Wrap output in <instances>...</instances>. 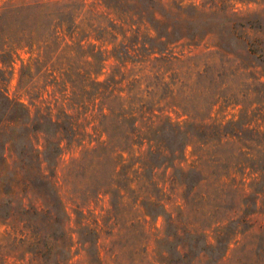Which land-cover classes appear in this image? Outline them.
Here are the masks:
<instances>
[{"label": "trees", "instance_id": "trees-1", "mask_svg": "<svg viewBox=\"0 0 264 264\" xmlns=\"http://www.w3.org/2000/svg\"><path fill=\"white\" fill-rule=\"evenodd\" d=\"M154 2L105 0L109 8L138 25L130 43L108 53L97 44L82 42L89 34L59 52L66 36H74L80 28L76 12L85 4L79 0H0V218L28 230V247L39 264H80L73 258L82 250L87 264H106L100 254L98 229L80 227L75 241L71 214L64 203L66 191L73 201L117 204L248 201L244 195L250 187L252 200L264 199V130L241 120L226 124L175 121L156 106L153 90H148L151 99L142 95L140 84L152 75L131 77L144 69L140 66L134 72L135 64L146 60L147 54L169 51L171 44L182 41L172 39V33H180L182 27L174 25L169 15L158 18ZM178 8L183 9L182 5ZM142 24L167 40H139ZM139 41L142 45L137 47ZM25 47L31 52L27 59L21 55ZM68 47L71 56L64 54ZM239 48L244 59L264 58L262 41L246 40ZM112 56L120 63L99 79ZM129 60L133 65L122 70ZM234 141L241 142L235 152L233 147L221 151ZM190 144L196 163L186 165ZM76 149L78 154L65 158ZM248 167L250 176L254 175L251 181L245 179ZM152 189L158 192L157 200L151 199ZM33 201H44V206ZM219 212L215 204L205 217L191 219L184 212L175 220L163 211L175 229L160 242L174 248L156 253L158 261L264 264V222L245 213L238 217ZM256 229L253 239L233 247L238 234ZM76 242L79 246L73 249ZM234 249L241 253L232 256Z\"/></svg>", "mask_w": 264, "mask_h": 264}, {"label": "rangeland", "instance_id": "rangeland-1", "mask_svg": "<svg viewBox=\"0 0 264 264\" xmlns=\"http://www.w3.org/2000/svg\"><path fill=\"white\" fill-rule=\"evenodd\" d=\"M80 2L85 4L76 12L80 28L74 36H66L59 52L66 44L80 40L83 34L89 35L82 42L87 45L97 44L108 53L122 43H130L129 40L136 37L138 25H132L127 21V16L109 8L105 0H79ZM179 5H182V10H179ZM154 6L158 18L163 19L169 15L174 25L182 27L180 33H172L173 40L182 41L171 44L169 51L147 54L146 60L135 64L134 72L140 66H144V69L131 77L152 75L149 86V80H143L140 84L145 99L150 98L148 90H153L156 106L163 107L165 114L175 121H215L226 124L229 120H241L264 130V58L251 56L244 59L239 55V47L246 40L264 43V0H155ZM159 29L162 31L161 27ZM180 36L183 37L177 39ZM139 40L167 39L158 38V32L153 27L142 24ZM141 45L140 41L136 44L137 47ZM223 45L236 51V54L228 52ZM27 50L28 47L21 50V55L26 59L31 55ZM36 54L37 50L33 52V55ZM64 54L71 56L69 47ZM53 59H57V54ZM119 63L117 57H110L98 78L104 79ZM132 65L129 60L122 70H127ZM154 75L159 77L158 80ZM17 78L18 68L12 80L13 88ZM166 82H169L168 87ZM234 142L221 151L233 147L232 152H235L241 142ZM192 149L193 145L190 144L187 147L188 158L184 162L186 165L195 162L196 155L192 154ZM211 152L214 153V150ZM78 153L79 149L68 152L65 158ZM236 170L232 176L237 174ZM246 171L245 179L251 181L254 175L250 176L248 173L249 167ZM238 177H241V173ZM252 190L250 187L245 189L244 196L248 201H119L117 204L112 201H73L71 193L66 191L67 201L64 203L71 214L75 241L80 227L88 225L100 231V254L106 264H162L156 253L162 250L166 253L164 248H169L171 243L164 241L161 244L160 240L175 229L168 223V215L163 211L172 215L175 220L177 217L181 218L184 212L191 219L196 215L202 218L209 215L208 210L212 211L215 204H218L219 215L229 213L239 217L245 213L264 222V199L252 200ZM165 192L167 194L164 195L167 196L168 190ZM157 193L152 189V200H157ZM229 193L231 196L234 194L233 191ZM262 197L264 198V194ZM25 202L29 204L30 201ZM33 202L37 206H44V201ZM157 213H160L158 217ZM258 230L238 234L234 238L233 247L239 246L245 239H253L252 235ZM106 231L112 233L108 234ZM27 233L28 230L23 226L13 225L0 218V264L40 263V259L29 250L31 237L27 238ZM236 239L240 241L236 242ZM78 246L79 243L76 242L73 249ZM240 253V249L231 252L232 256ZM84 254L85 251L82 250L73 260L87 264Z\"/></svg>", "mask_w": 264, "mask_h": 264}]
</instances>
